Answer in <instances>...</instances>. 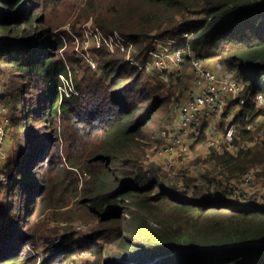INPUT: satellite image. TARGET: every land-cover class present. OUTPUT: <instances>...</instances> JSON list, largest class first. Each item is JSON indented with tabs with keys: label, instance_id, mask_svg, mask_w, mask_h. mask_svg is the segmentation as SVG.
<instances>
[{
	"label": "trees",
	"instance_id": "trees-1",
	"mask_svg": "<svg viewBox=\"0 0 264 264\" xmlns=\"http://www.w3.org/2000/svg\"><path fill=\"white\" fill-rule=\"evenodd\" d=\"M64 1L0 0V102L13 125L12 154L1 168L11 183H0L9 197L0 202V264H64L80 252L91 256L83 264H264V207L201 201V191L181 192L160 166L142 165L144 148L164 141L183 98L176 107L162 98L160 85L125 61V52L104 51L99 75L74 73L76 95L58 90L59 75L68 73L47 15ZM88 5L102 30L117 26L143 63L140 52L154 37L185 30L176 46L186 65L190 50L219 56L245 93L264 98V0H116L108 14L100 3ZM185 13L195 17L152 34ZM260 115L256 103L243 105L234 118L236 152L204 157L228 181L252 170L264 178V140L240 146L252 141L247 127ZM204 139L202 132L192 149ZM45 211L57 221L81 215L96 226L85 237L69 231L56 238L53 230L48 239L38 221ZM39 240L53 253L38 260Z\"/></svg>",
	"mask_w": 264,
	"mask_h": 264
},
{
	"label": "rangeland",
	"instance_id": "rangeland-1",
	"mask_svg": "<svg viewBox=\"0 0 264 264\" xmlns=\"http://www.w3.org/2000/svg\"><path fill=\"white\" fill-rule=\"evenodd\" d=\"M116 0H66L63 3V6H56L51 8L50 13L47 15V19L50 20L52 26H55L52 30V33L54 35H57L61 39V43L63 44L62 47L59 50V56L63 59L65 67L67 69L68 77L64 76V74H60L59 77L62 81V85L59 86V91L66 96H71V93L75 94L78 93V90L76 88L75 82H74V73L78 77H83L84 73L87 70H90L91 72H95L96 74H101V68L99 66L100 59L103 57L101 56L102 53H108V54H118L120 52H124L122 50H111L109 46L104 42L101 41L98 45L94 41L95 37H91L89 35V32L93 27H97L101 31V26L97 24L96 20L98 17V14L96 12H88L87 6L91 2L92 5H96L97 3H100L103 5V7H100L103 9V14H108V8L115 3ZM121 2L123 0H120ZM76 2V3H75ZM51 16V17H50ZM195 16L185 13L183 15L178 14L176 16V19L171 23L168 24L166 27L165 24H163L160 28L152 31V34L159 33L161 31H164L166 28L170 27H176L178 28L180 25V22L189 20L190 18H194ZM58 24V25H57ZM57 25V26H56ZM39 27H43L40 25ZM52 29V27H50ZM111 31H116L118 34L123 35L122 32L119 30L117 26L112 28ZM169 35V34H165ZM128 41L129 38L123 35ZM164 36V35H163ZM132 47L128 48V53L134 54L137 52V48L135 45H132ZM147 48V47H144ZM101 51V52H100ZM105 51V52H104ZM128 53L124 56L125 61L132 64L130 61H128L127 56ZM143 50L140 52V56H143ZM211 58V61H220L219 56L218 57H208V59ZM77 60V61H76ZM147 60V57H146ZM78 62V63H77ZM188 65H186L185 61L181 68V74L179 76V80L172 78L169 83H165L161 80H157V77L153 75V73L148 72L147 68H145V78L149 79L153 85H160L159 89V95L164 98L170 96L171 99V105L175 106L179 101L183 100L180 98H183L182 94L184 95V90L189 84V67L190 63L187 62ZM134 66V64H132ZM136 67V66H134ZM138 68V67H137ZM144 69V67H142ZM154 73H157L158 70L154 67L153 69ZM1 77V76H0ZM3 93V86L0 82V96ZM177 99V100H176ZM180 99V100H178ZM256 105L264 109V98H256ZM1 104L4 106V117L7 118V125H6V139H5V160L9 158L12 154V130L13 125L11 121V113L8 105L3 102ZM180 106V105H179ZM176 107V113L178 112V107ZM236 112V111H235ZM238 115V114H237ZM236 115V116H237ZM60 118V117H59ZM264 117L262 115L258 116L254 121H251L250 130L254 133L253 138L255 139V143H258L262 140H264V125H263ZM50 126H48L45 129L44 138L49 137V131ZM164 132H162L163 134ZM48 134V135H47ZM204 146L207 142V139L202 140ZM200 142V143H201ZM151 142H149L150 144ZM244 144H241L240 146H251L253 143L250 142H241ZM161 144V143H160ZM157 143H151L147 147L144 148L145 154H144V161H142V165L145 167L149 165L150 163H155L156 165L160 166L162 169V173L164 175L168 176V179L173 182L175 180L176 186L178 187V190L181 192H184V187H189V191L191 190H199L201 191L202 195L204 197L201 198V201H213V202H220L225 205L231 206L234 205L233 201L226 195H220L223 193V187L228 186L229 181L226 179V184L222 187L217 186L214 187L212 184L215 181V179L219 176V170L213 168L210 164L206 163L204 161V156L199 149L194 148V152L190 154L189 159L184 162L178 164L174 168V173L169 170H166L165 166L160 164L159 162L155 160H150L152 154H154L156 148L160 145ZM237 148L233 149L232 152H236ZM208 154L205 155V157ZM4 173V171L2 170ZM256 171L252 170L250 171V174L252 175L253 179L251 183H240L233 180V183L236 184L237 192L241 195L243 199L255 196L260 197V192L264 189V178L261 176L255 174ZM173 175V176H171ZM4 177L8 182L1 184L8 185L11 183L9 178L5 175ZM238 178V177H237ZM208 182H212L211 185L208 184ZM9 190V189H8ZM10 191V190H9ZM213 194V195H209ZM220 193V194H219ZM227 193H229L227 191ZM13 198L15 200V194H13ZM25 198V196H24ZM24 198L22 201V205L24 202ZM184 198L188 200L195 199V197H192L190 195H185ZM9 197L7 195V190H5L3 193L0 194V202L7 200ZM24 207L22 206V209H18V216H22ZM19 218V217H18ZM39 222L45 223V237L48 239L54 235L52 233L53 230H58L59 232L56 236L61 237L62 234L66 232H73L75 234V237H85L93 232L95 225L94 221H91L90 219H87L80 215L79 218H75L72 221L67 220H59L57 221L55 218L51 217V215L48 212H43L40 217L38 218ZM80 227V229H78ZM44 237V238H45ZM50 242H47L45 240H39L36 245V253H38V260L39 259H45L49 257L50 253H53L52 251L45 250L47 249V245ZM56 241H54L51 245H54ZM77 257V256H75ZM79 257V256H78ZM77 257V262L80 264L81 261L84 262L85 260L91 258L90 254L84 252L83 255H81V258ZM118 260H122L121 257L117 258ZM71 261V260H70ZM70 261L64 263L69 264ZM82 264V263H81Z\"/></svg>",
	"mask_w": 264,
	"mask_h": 264
},
{
	"label": "built area",
	"instance_id": "built-area-1",
	"mask_svg": "<svg viewBox=\"0 0 264 264\" xmlns=\"http://www.w3.org/2000/svg\"><path fill=\"white\" fill-rule=\"evenodd\" d=\"M169 35L154 37L147 48H143V55L147 60L143 63L140 58L128 53V48L132 47L131 42L116 31H101L97 27L90 30L89 35L95 37L97 45L104 41L111 50H122L127 59L138 68H147L153 73L157 80L166 84L174 79H179L181 68L185 61L184 49L177 47L180 36L187 35L184 30L180 33L172 32ZM189 76L190 84L185 89L183 102L178 107L175 121L169 125L164 133V141L156 148L150 160H155L165 166L166 170L174 173V168L186 162L191 154L192 145L199 139L202 132L206 135L207 142L204 146L206 154L211 151L224 153L234 149L231 142L234 140L237 124L234 122L235 116L245 104L256 103V98L261 94L252 95L251 92H244V83L235 77L234 72L224 68L219 61H211L206 57H198L189 51ZM213 63V64H212ZM154 67L158 70L154 73ZM223 69L222 71H220ZM236 111V112H235ZM4 106L0 102V183L8 182L2 172V164L5 162L4 143L6 139L7 118L4 117ZM247 128H252L248 124ZM250 143H255L253 138ZM219 175L215 181L208 182L214 187L226 184L224 175ZM173 176V175H171ZM252 175L249 173L234 178L229 181L227 189L228 196L234 205L241 207L259 206L264 207V189L260 192V197H249L243 199L237 192L236 182L251 183ZM224 188V187H223ZM184 192L191 193L189 187H184ZM221 195H224L223 193ZM80 229V227H78ZM84 252H80L77 257L81 258ZM77 257L69 264H79ZM83 261V260H82ZM81 263L83 264V262ZM80 263V264H81Z\"/></svg>",
	"mask_w": 264,
	"mask_h": 264
},
{
	"label": "crops",
	"instance_id": "crops-1",
	"mask_svg": "<svg viewBox=\"0 0 264 264\" xmlns=\"http://www.w3.org/2000/svg\"><path fill=\"white\" fill-rule=\"evenodd\" d=\"M210 60H211V58H209ZM213 64V63H212ZM225 68V67H224ZM223 69H221L220 71H222ZM179 80V79H178ZM189 84H190V80H189ZM189 84H188V86H189ZM187 86V87H188ZM187 87H186V89H187ZM176 117H177V115H176ZM199 149V151H201L202 152V154H203V156L205 157V155H206V151H205V149H204V147L202 146V144L201 143H199V144H197L196 146H195V149ZM194 152V148L191 150V153H193ZM209 164V163H208Z\"/></svg>",
	"mask_w": 264,
	"mask_h": 264
},
{
	"label": "bare ground",
	"instance_id": "bare-ground-1",
	"mask_svg": "<svg viewBox=\"0 0 264 264\" xmlns=\"http://www.w3.org/2000/svg\"><path fill=\"white\" fill-rule=\"evenodd\" d=\"M42 146H44V145H42Z\"/></svg>",
	"mask_w": 264,
	"mask_h": 264
},
{
	"label": "water",
	"instance_id": "water-1",
	"mask_svg": "<svg viewBox=\"0 0 264 264\" xmlns=\"http://www.w3.org/2000/svg\"><path fill=\"white\" fill-rule=\"evenodd\" d=\"M158 259V258H157Z\"/></svg>",
	"mask_w": 264,
	"mask_h": 264
}]
</instances>
